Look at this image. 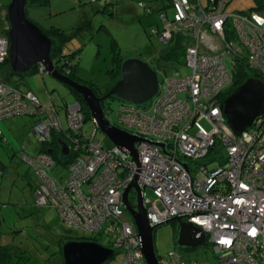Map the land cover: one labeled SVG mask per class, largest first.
I'll return each instance as SVG.
<instances>
[{
  "label": "built area",
  "instance_id": "built-area-1",
  "mask_svg": "<svg viewBox=\"0 0 264 264\" xmlns=\"http://www.w3.org/2000/svg\"><path fill=\"white\" fill-rule=\"evenodd\" d=\"M228 1L219 0L205 11L197 0L195 4L173 0L174 21L197 40L186 56L192 72L159 82L157 94L144 105L122 101L117 121L138 139L135 159L109 142L105 146L92 119V129L85 132L77 104L66 108L68 130L62 142L73 156L67 175L58 180L51 176L54 162L48 154L28 155L24 149L20 153L21 162L39 179L38 204L55 207L68 229L108 236L118 249L119 264H145L135 225L122 218V193L133 182L153 190V202L142 199L150 226L181 217L198 229V235H205L213 264H264V111L236 136L217 103L231 81L224 56L229 53L237 60L244 56L240 47L225 41L229 18L247 47L246 64L259 71L264 83V14H226L223 7ZM172 28L167 23L160 38L168 39ZM6 60L8 40L0 36V64ZM38 68L42 74L43 68ZM14 116L37 118L32 132L39 142L63 129L58 115L42 106L31 91L14 87L0 76V120ZM79 132L83 134H74ZM216 144L223 158L215 152L207 159ZM216 160L218 165L208 168ZM157 263L211 264L185 258L175 250L158 257Z\"/></svg>",
  "mask_w": 264,
  "mask_h": 264
},
{
  "label": "rangeland",
  "instance_id": "rangeland-1",
  "mask_svg": "<svg viewBox=\"0 0 264 264\" xmlns=\"http://www.w3.org/2000/svg\"><path fill=\"white\" fill-rule=\"evenodd\" d=\"M9 1L0 0V31L6 28L5 9ZM46 1L44 6H28L27 18L40 28L54 27L73 35L64 52L72 53L81 49L75 78L80 84H91V91L99 97L111 87L115 78L112 73L124 60L138 58L149 65L155 64L164 47L158 34L154 33L161 29V16L169 21L173 15L167 0ZM240 3L244 6V0ZM112 41L115 42V48H112ZM153 67L158 83L172 73L170 68ZM5 72L6 68L0 66V76H4ZM187 73V68L181 70V75ZM22 82L21 88L32 91L44 107L57 109L59 118L66 125V108L78 102L76 96L69 92L68 86L46 72L43 76L27 74ZM120 103L116 99L104 101L103 113L112 125H116L115 114ZM34 124L33 118L23 116L0 120V165L5 167L0 169V245L14 246L10 252V264H63V244L70 239L88 237L91 233L66 228L54 208L35 204L31 190L35 177L17 155L22 148L29 155H34L40 149L38 137L31 131ZM90 124L91 121L85 124L88 131L91 130ZM202 125L209 129L206 123L202 122ZM98 136L105 146L108 145L99 131ZM217 165L216 160L208 168ZM61 170L59 175L63 178L66 169L61 167ZM27 171L29 173L25 175ZM143 193L144 198L155 200L151 188L143 189ZM123 212L122 218L130 221L131 217L124 207ZM177 229V223H164L154 228L156 257L175 250L185 258L214 263L213 253L207 247L191 250L175 246ZM108 240L109 237L105 235L97 237L98 243L102 245H107ZM113 250L116 252L114 259L107 264H119L120 255L115 245Z\"/></svg>",
  "mask_w": 264,
  "mask_h": 264
},
{
  "label": "water",
  "instance_id": "water-1",
  "mask_svg": "<svg viewBox=\"0 0 264 264\" xmlns=\"http://www.w3.org/2000/svg\"><path fill=\"white\" fill-rule=\"evenodd\" d=\"M28 0H10L5 9L6 31L8 40V60L10 71L15 75L28 74L33 68L42 67L44 72L73 89L81 95L88 108L91 119L100 134L112 145L128 151L131 158H136L134 144L137 137L112 125L105 118L101 104L110 98H116L133 105H144L158 92V77L150 65L138 58L126 59L120 68V79L101 97L91 89L58 72L51 59L53 41L30 21L25 15ZM78 106V104L76 105ZM264 111V83L250 78L239 86L223 102V114L226 123L234 135L240 136L251 127L253 121ZM61 154L67 156L69 146L59 143ZM136 193V207L128 202L130 190ZM124 209L131 217L138 236L141 239V252L145 264H158L153 245V226L148 224L142 204L141 189L133 182L122 193ZM177 223L178 229L174 245L182 249L205 247L206 237L189 223L182 222L181 217H174L165 222ZM164 224V223H163ZM114 255L113 248L96 242L68 241L62 246L63 264H106Z\"/></svg>",
  "mask_w": 264,
  "mask_h": 264
},
{
  "label": "trees",
  "instance_id": "trees-1",
  "mask_svg": "<svg viewBox=\"0 0 264 264\" xmlns=\"http://www.w3.org/2000/svg\"><path fill=\"white\" fill-rule=\"evenodd\" d=\"M197 1L203 7V9L205 11H207V10H211L212 8H214L217 5V2L219 0H205L204 3H202L201 0H197ZM233 1L234 0H229L228 3L223 7L224 12L226 14H229V15L230 14H234V15H238V16H241V17H244V16L245 17H249L252 13H255V14H258V15L264 14V4L261 5V7H259V8H253V9H249V10H230L228 8V6H230ZM167 2H168L167 5L173 9V15L171 17V20L168 21V20H166L165 16H161V21H162L161 29L158 30V31H155V33H154V34H158L159 39L163 43V47L164 48H163V52L159 54V57H157V59L155 60V64H153V65H155V67L157 69L161 68V67L162 68H170L171 72H172L170 76L165 77L164 79H162V82H164L165 79H171V78H173L175 76L181 77V78H185V77H187L188 75L191 74L192 69L187 66V60H186L187 51H188V49L194 48L197 45V40L192 37L191 33L188 30H186V28L182 27L180 23L174 21V15H175L176 11H175V9L173 7V0H167ZM190 2H193L195 4L196 0H190ZM45 3H47L46 0H28L27 3H26V6H25V15H26L28 6H36V5H43L44 6ZM213 3H215L214 7H213ZM257 3H261V2L258 1ZM167 23H172L174 29L172 28V30L170 32V37L168 39L162 40L160 38V36L165 31V25ZM6 27H7V24H6ZM40 29L47 35L48 38H50L53 41L50 54H51V59H52V62L54 64V67L61 74H64L67 77H69L70 79L77 81L76 78H75V74H76L77 64H78V61H79V59H78L79 51H81V49L77 50L76 52H72V53H65L64 52L66 47L71 43V41L73 39V35L70 36L69 34H66L63 30L58 29V28H54V27H50L48 29H43V28H40ZM5 31H6V28L3 30V33L0 34V36H5L6 35ZM74 35H75V33H74ZM224 35H225V41L228 44H230L232 47L238 46V47L241 48V50L244 51V53H243L244 56H242L241 59H238V60L236 58H234L233 55H230L229 53H227L224 56V62H225L226 67H227V69H228V71L230 73L231 81H230L229 85L224 89V91H222L219 94V96L217 97V100H218L217 103L222 105V106H223L224 100L226 98H228L239 86L244 84L248 79L253 78V79H258L260 81H263V78L261 77V74L259 73V71L256 70L255 68H249L248 65L246 64L245 51L247 50V47L244 46L239 41V39L237 38L236 32H235V28H234V26L232 24V19L231 18H229L228 21H227ZM111 45H112V48H115V42L112 41ZM153 65H150V67L153 70H155ZM0 66L6 68L5 75L2 76L3 80L5 82H7L8 84H11L14 87L22 89L21 88L22 87V83H23L22 81L24 80V77L27 74H25V75H15V74H13L10 71L9 67H8L7 60L3 64H0ZM120 68H121V64L119 63V66H117V68L112 73V75L115 76L112 85L120 79V75H121L120 74ZM183 68H187L188 69V73L186 75H181V70ZM30 73H32V74L33 73L40 74L39 73V68L38 67L33 68L28 74H30ZM44 73L45 72L40 74V76H43ZM86 85L91 90H93L91 84H86ZM64 86H66V85H64ZM22 90L30 91V90H27V89H22ZM68 90H69L70 93L75 95L76 98L78 99L77 104L79 105V107L81 109V112L83 114V117H84V125H83L84 128L83 129L86 132L87 129L85 127V124L87 122L91 121V116H90L89 110H88L87 107H85V103H84L81 95H79L77 92H75L73 89H71L69 87H68ZM107 91H108V89H107ZM36 98H37V96H36ZM181 98L184 99L185 96L183 95V96H181ZM110 99H116V98H110ZM116 100H118V99H116ZM38 101H39V99H38ZM119 101H121V100H119ZM103 104H104V102L101 104L102 110L104 112ZM121 105H122V102L120 103V106ZM47 108L51 109L57 115L59 114L58 113L59 111L57 109H54L53 107H47ZM150 108H151V106H150ZM150 108H149V110H151ZM117 110H116V114H115L116 125H114V124L113 125L118 127V128H120V129H122L123 127H121L118 124V121H117ZM65 115H66V112H65ZM23 117H28V116H23ZM30 118H33L34 119V123H35L37 118H35V117H30ZM59 120L62 123L60 118H59ZM90 126H91V129H92V125L91 124H90ZM62 128L63 129H62L61 132H51L49 140H46L45 142H40L41 147L37 151V153L34 154V155H36L38 153H43V154H48L49 156H51V158H52V160L54 162V165L49 170V173L51 174V176H54L57 180L61 178L60 177L61 175H59V174H61V171H62L61 167L66 169L68 167V165L72 162V158H73L72 155L63 156L61 154L59 143L62 142V141H65L64 140V135L67 136L66 134H67V130H68L66 125H64L63 123H62ZM97 133H98V131H97ZM74 134L81 136V134H83V132L82 133L81 132L74 133ZM216 147H217V144H216L215 147H213V149L211 151L209 150L207 159H211L212 155H215V152H221L220 157L223 156L224 152L220 151V149L218 147L217 148ZM215 148H216V151L214 150ZM21 151H20V153H21ZM20 153L17 154L18 157H20ZM26 154H28V153H26ZM25 166L27 167V170L29 172H31L33 174V176L35 177L33 186L31 187V190L33 192V197L35 199V204L38 205V206H43V205L38 204L37 198L35 196V193L38 190V186H39L38 185L39 179H38V177H36L35 173L31 170L30 167H28L26 164H25ZM1 167H0V169H4L5 168L4 166H1ZM28 171L25 173V175H27L29 173ZM66 175H67V169H66ZM135 205H136V202H135ZM44 207L54 208L56 210V212H57L59 220L61 221L60 216L58 214V211H57V209L55 207L48 206V205L44 206ZM62 224H63V222H62ZM173 224H175V223H173ZM155 227H157V226H155ZM154 228H153V230H154ZM87 233H89V232H87ZM100 234L101 233H98V234L91 233V234H89L88 237H79V238H76V239H70L68 241H75V242L87 241V242H96V243H98L97 237ZM112 244H113V240H111V241L108 240V244L107 245H103V246L108 247V248H114V246H112ZM12 247H14V246H12ZM12 247H10L9 245H0V264H10V260H11L10 252H11V248ZM115 253L116 252H114V255L109 258V260L106 262V264L109 261L114 259Z\"/></svg>",
  "mask_w": 264,
  "mask_h": 264
},
{
  "label": "crops",
  "instance_id": "crops-1",
  "mask_svg": "<svg viewBox=\"0 0 264 264\" xmlns=\"http://www.w3.org/2000/svg\"><path fill=\"white\" fill-rule=\"evenodd\" d=\"M241 1L243 0H234L232 3H231V6H230V10H249V9H253V8H259L261 7V5L264 4V0H258L260 1L261 3H257L258 1L257 0H244V6H241ZM234 3V4H233ZM5 29V28H4ZM3 29V30H4ZM3 30L0 31V34L3 33ZM114 85V84H113ZM112 87V86H111ZM110 87V88H111ZM109 88V89H110ZM108 89V90H109ZM32 92V91H31ZM122 102V101H121ZM32 131V130H31ZM1 135V133H0ZM25 151V148H22L21 150ZM26 153V152H25ZM37 153V152H36ZM19 154V153H18ZM98 234V233H97ZM102 235V234H100Z\"/></svg>",
  "mask_w": 264,
  "mask_h": 264
},
{
  "label": "flooded vegetation",
  "instance_id": "flooded-vegetation-1",
  "mask_svg": "<svg viewBox=\"0 0 264 264\" xmlns=\"http://www.w3.org/2000/svg\"><path fill=\"white\" fill-rule=\"evenodd\" d=\"M131 193L133 194V193H135V191L132 190V189L129 191V193H128V195H129L128 202H129V204H130V206L132 208H135L136 207V205H135L136 196L134 194L131 195Z\"/></svg>",
  "mask_w": 264,
  "mask_h": 264
},
{
  "label": "bare ground",
  "instance_id": "bare-ground-1",
  "mask_svg": "<svg viewBox=\"0 0 264 264\" xmlns=\"http://www.w3.org/2000/svg\"><path fill=\"white\" fill-rule=\"evenodd\" d=\"M91 124H92V122H91ZM92 126H93V124H92ZM134 149H135V148H134ZM139 188H140V187H139ZM140 189H141V188H140ZM135 194H136V193H135ZM141 195H142V199H143L144 201L153 202V201H150V200L144 198L143 189H141ZM135 196H136V195H135Z\"/></svg>",
  "mask_w": 264,
  "mask_h": 264
},
{
  "label": "clouds",
  "instance_id": "clouds-1",
  "mask_svg": "<svg viewBox=\"0 0 264 264\" xmlns=\"http://www.w3.org/2000/svg\"><path fill=\"white\" fill-rule=\"evenodd\" d=\"M132 221V220H131ZM133 222V221H132ZM158 257H156V259H157Z\"/></svg>",
  "mask_w": 264,
  "mask_h": 264
}]
</instances>
